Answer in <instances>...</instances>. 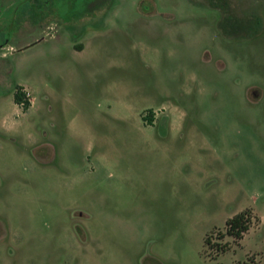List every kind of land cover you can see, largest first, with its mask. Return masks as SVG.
<instances>
[{"label":"rangeland","instance_id":"rangeland-1","mask_svg":"<svg viewBox=\"0 0 264 264\" xmlns=\"http://www.w3.org/2000/svg\"><path fill=\"white\" fill-rule=\"evenodd\" d=\"M245 262L264 0H0V264Z\"/></svg>","mask_w":264,"mask_h":264},{"label":"trees","instance_id":"trees-1","mask_svg":"<svg viewBox=\"0 0 264 264\" xmlns=\"http://www.w3.org/2000/svg\"><path fill=\"white\" fill-rule=\"evenodd\" d=\"M16 104L22 106L25 111L29 110L31 103L23 91V88H19L15 93ZM251 217L248 210H243L233 217L229 218L226 222L228 226V233L234 236L236 239L241 240L244 238V234L250 229ZM209 241V237L206 238V242ZM223 252L226 251V247L223 245L221 247ZM240 264H250V263H240Z\"/></svg>","mask_w":264,"mask_h":264},{"label":"built area","instance_id":"built-area-1","mask_svg":"<svg viewBox=\"0 0 264 264\" xmlns=\"http://www.w3.org/2000/svg\"><path fill=\"white\" fill-rule=\"evenodd\" d=\"M25 92V91H24ZM26 93V96L28 98V96L30 95V92H25Z\"/></svg>","mask_w":264,"mask_h":264},{"label":"crops","instance_id":"crops-1","mask_svg":"<svg viewBox=\"0 0 264 264\" xmlns=\"http://www.w3.org/2000/svg\"><path fill=\"white\" fill-rule=\"evenodd\" d=\"M18 105V104H17Z\"/></svg>","mask_w":264,"mask_h":264}]
</instances>
